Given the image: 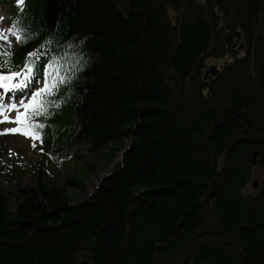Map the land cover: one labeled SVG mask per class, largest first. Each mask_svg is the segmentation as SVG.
Wrapping results in <instances>:
<instances>
[{"label":"trees","instance_id":"obj_1","mask_svg":"<svg viewBox=\"0 0 264 264\" xmlns=\"http://www.w3.org/2000/svg\"><path fill=\"white\" fill-rule=\"evenodd\" d=\"M0 2L31 36L13 64L40 46L71 78L37 117L35 185L17 184L15 208L0 188V264H264V0L251 18L243 0ZM71 158L84 166L53 184L48 160Z\"/></svg>","mask_w":264,"mask_h":264},{"label":"snow or ice","instance_id":"obj_2","mask_svg":"<svg viewBox=\"0 0 264 264\" xmlns=\"http://www.w3.org/2000/svg\"><path fill=\"white\" fill-rule=\"evenodd\" d=\"M16 2L22 5L24 0ZM10 36L21 43L31 38L18 24L9 29L0 28V41H3L0 44V123L16 125L4 129V132L20 133L33 141L40 140L47 125L37 117L44 116L46 119L51 108L60 106V89L68 85L71 78L55 63L56 57L41 63V59L48 54L40 53V46L26 52L22 64L14 65V53L6 47L11 42ZM12 111L16 112L14 117L7 114Z\"/></svg>","mask_w":264,"mask_h":264},{"label":"rangeland","instance_id":"obj_3","mask_svg":"<svg viewBox=\"0 0 264 264\" xmlns=\"http://www.w3.org/2000/svg\"><path fill=\"white\" fill-rule=\"evenodd\" d=\"M230 56H226L221 59L207 58L208 66L214 65L218 70H221L225 60ZM8 115L15 116L16 112H9ZM16 127L13 123H3L0 125V170L4 167L7 170L3 171L0 175V186L4 191L8 193L9 205L13 208L16 205L15 201V189L16 179H18L22 185H34L35 184V169L36 163L39 159L38 147L36 142L31 138H26L25 135L20 133L4 132V129H10ZM121 153L117 157L113 158L107 164L102 162H95V167L87 172L85 176V188L81 195H77L73 198V203L82 201L92 194L102 178L113 170L120 162ZM84 162L80 159H68L65 162L54 163L50 161L47 165V176L53 184L60 185L61 180L65 175H68L76 168H82ZM14 169V174H10V170ZM255 178L260 181L261 172L256 171ZM249 191H256L257 188L248 186ZM70 194H80L77 188H70Z\"/></svg>","mask_w":264,"mask_h":264},{"label":"water","instance_id":"obj_4","mask_svg":"<svg viewBox=\"0 0 264 264\" xmlns=\"http://www.w3.org/2000/svg\"><path fill=\"white\" fill-rule=\"evenodd\" d=\"M245 5H246V9H247V12H248V15L251 16V9H250V3H249V0H243ZM210 71L211 73L213 74L214 73V68L211 67L210 68ZM206 75H207V72H206ZM254 141L256 142H259V143H264V134H259V135H256L252 138ZM256 156H257V152H254L252 154V163H255V159H256ZM253 186L256 187L257 186V181L254 180L252 182ZM215 192H216V181L213 182L212 184V187H211V192H210V197H213L215 195ZM65 223H63L64 225Z\"/></svg>","mask_w":264,"mask_h":264},{"label":"bare ground","instance_id":"obj_5","mask_svg":"<svg viewBox=\"0 0 264 264\" xmlns=\"http://www.w3.org/2000/svg\"><path fill=\"white\" fill-rule=\"evenodd\" d=\"M243 189H246V188H243Z\"/></svg>","mask_w":264,"mask_h":264}]
</instances>
